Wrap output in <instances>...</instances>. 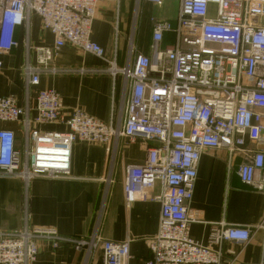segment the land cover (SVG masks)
I'll use <instances>...</instances> for the list:
<instances>
[{
  "label": "built area",
  "instance_id": "built-area-1",
  "mask_svg": "<svg viewBox=\"0 0 264 264\" xmlns=\"http://www.w3.org/2000/svg\"><path fill=\"white\" fill-rule=\"evenodd\" d=\"M97 2L0 0L1 54L17 46L15 32L28 26L32 15L53 36L51 47L26 42L35 55V63L26 62L22 68L28 86H37L42 75L76 71L52 65L67 45L107 64L102 70L79 73L122 79V99L109 122L79 109L64 114L59 95L51 89L36 92L33 117L13 96L0 97V122L20 124L24 139L19 150L15 133L0 130V176L25 183L71 178L74 143L107 145L115 152L119 142L141 139L151 145L142 164L126 166L122 189L126 206L139 201L160 204L158 229L148 241L150 258L144 264H229L222 243L245 245L252 236L250 228L214 223L208 243L202 244L189 236V226L198 220L190 205L205 151L226 150L230 164L240 156L239 181L258 191L264 188V0H179L175 27L152 20V56L136 52L130 42L122 68L107 61L103 48L90 38ZM171 31L175 45L159 49L163 34ZM48 125L64 131L41 130ZM112 182L108 176L107 185ZM257 230L263 232L264 264V215L254 226ZM39 241L53 247L70 242L77 250L85 248L87 256L100 251L102 264H126L129 257L128 241L103 240L97 227L88 239L73 241L52 229L24 226L14 232L0 230V264L34 263Z\"/></svg>",
  "mask_w": 264,
  "mask_h": 264
},
{
  "label": "crops",
  "instance_id": "crops-1",
  "mask_svg": "<svg viewBox=\"0 0 264 264\" xmlns=\"http://www.w3.org/2000/svg\"><path fill=\"white\" fill-rule=\"evenodd\" d=\"M179 8V0H163L160 5L147 0H98L90 38L103 48L107 61L122 68L130 42L136 52L152 56V20L168 21L175 27ZM15 40L16 47L0 53V97L13 96L33 117L36 92L51 89L59 95L64 114L79 109L109 122L122 99V79L113 80L100 72H78L102 70L107 66L104 61L67 45L52 65L76 71L42 75L39 84L32 87L26 84L22 70L26 62L35 63L26 42L32 47H51L53 36L43 31L40 19L32 15L28 26L17 28ZM174 45V32L164 33L159 49ZM1 129L15 133L16 147L21 150L24 139L20 124L0 122ZM41 130L64 131V127L48 125ZM150 145L141 139L121 141L112 152L107 145L76 142L71 149V178H35L25 183L17 177L0 176V230L14 232L24 226L52 229L61 238L78 241L88 239L97 227L103 240L129 242L126 264H144L150 258L148 241L158 229L160 204L139 201L126 206L122 184L126 166L142 164ZM240 161V156H235L230 164L223 149L201 155L190 205L198 220L189 226V236L207 244L211 224L250 228L252 236L245 245L227 241L220 249L229 264H260L263 232H254V226L264 215V190L239 181L236 168ZM108 176L113 179L109 186ZM37 244L39 253L32 264H102L100 251L87 256L85 248L77 250L70 242H60L57 247L45 241Z\"/></svg>",
  "mask_w": 264,
  "mask_h": 264
},
{
  "label": "rangeland",
  "instance_id": "rangeland-1",
  "mask_svg": "<svg viewBox=\"0 0 264 264\" xmlns=\"http://www.w3.org/2000/svg\"><path fill=\"white\" fill-rule=\"evenodd\" d=\"M167 5H168V8H169V7L171 8V3H168Z\"/></svg>",
  "mask_w": 264,
  "mask_h": 264
},
{
  "label": "water",
  "instance_id": "water-1",
  "mask_svg": "<svg viewBox=\"0 0 264 264\" xmlns=\"http://www.w3.org/2000/svg\"><path fill=\"white\" fill-rule=\"evenodd\" d=\"M263 190H264V188H263Z\"/></svg>",
  "mask_w": 264,
  "mask_h": 264
}]
</instances>
